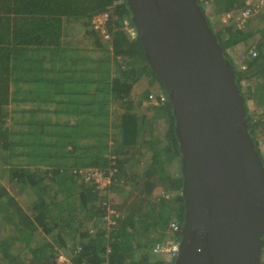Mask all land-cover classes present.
I'll use <instances>...</instances> for the list:
<instances>
[{"label": "trees", "instance_id": "trees-1", "mask_svg": "<svg viewBox=\"0 0 264 264\" xmlns=\"http://www.w3.org/2000/svg\"><path fill=\"white\" fill-rule=\"evenodd\" d=\"M198 2L208 20L206 2L215 8L216 19L217 13L243 9L241 0ZM103 14L109 15L105 33L93 25ZM131 17L126 0H0V47L6 41L27 46L33 58L50 57L53 62L49 69L25 66L21 72L14 67L16 80L19 74H30L25 81L36 86L28 84V94L12 100L11 85L3 80L5 72H12L0 64V95L6 94L0 96V161L6 166L1 177L8 173L9 184L3 186L0 177V264H61L59 247L65 248L66 240H73L70 231L78 232L87 222L96 230L79 232L81 240H88L79 244L80 250L67 251L70 263H174L153 248L180 240L184 222L175 118L141 40L125 29L126 23L134 28ZM258 17V23L264 22V14ZM220 26L217 30L211 25L235 69L249 131L264 160L257 142L264 135V112L248 107L253 100L264 109V29L259 32L251 21L245 30ZM6 62L9 59L2 56L0 63ZM143 82L148 89L134 96ZM154 85L157 90H151ZM14 93L18 97L22 91ZM154 97L157 104H148ZM9 106L22 109L10 111ZM155 121H164V127ZM145 155L149 161L141 171L135 159ZM112 167L118 171L110 189L100 190L82 177L87 168ZM16 188L18 194L27 192L26 209L11 193ZM110 191L123 199L121 203L111 206L106 196L99 197ZM108 209L115 212V225L106 228ZM171 223L180 226V233L171 231Z\"/></svg>", "mask_w": 264, "mask_h": 264}, {"label": "water", "instance_id": "water-1", "mask_svg": "<svg viewBox=\"0 0 264 264\" xmlns=\"http://www.w3.org/2000/svg\"><path fill=\"white\" fill-rule=\"evenodd\" d=\"M172 105L184 222L173 264H261L264 160L245 99L198 0H126Z\"/></svg>", "mask_w": 264, "mask_h": 264}, {"label": "crops", "instance_id": "crops-1", "mask_svg": "<svg viewBox=\"0 0 264 264\" xmlns=\"http://www.w3.org/2000/svg\"><path fill=\"white\" fill-rule=\"evenodd\" d=\"M209 5H210L209 11L206 12L209 15V22L211 23V25H213L215 27V29H217V30L218 29H221V26L220 25L223 24L222 23V18L225 15V13H223V14H218L217 13L218 17L216 19L213 16V12L216 13V10H215V8H212L211 7V5H212L211 3ZM262 14H264V10H263ZM210 16H211V18H210ZM13 18H17V16H15V14H14L13 15ZM259 19L260 18L257 16L256 18L252 19L251 22H253L254 24L256 23L258 25L257 28H258V30L260 32L261 30L264 29V22L258 23L259 22ZM217 23H219V27H218ZM24 31H21V35H24ZM11 35H13V31L11 32ZM18 35H20V34H18ZM257 37H259V36H257ZM65 42L66 43L67 42H70L69 37L65 39ZM8 45L9 44L6 41L2 45V47H0V59H2V56H3L5 59H9V62L8 63L7 62L6 63H0V64H2L5 69L9 67L8 69L11 70L12 73L11 74H7L5 72V79H3V80H5L8 84L11 85V91L9 93L10 100H12L14 98H18V99L21 98L22 99V98H24V95H27L28 94V92H27V94L25 93L28 90L26 87H28V84H30L27 81H29V79L32 76L30 74H27V75L25 74L23 76H22V74H19V77L20 78H18L16 80V76L14 74V71H15V68L14 67H17L19 69V71H21V72H22V68H24L25 66H35V68H36L39 65H43L44 67H46V69H49L50 67H52L53 62H52V60H47V59H50V57L49 58H42V57H40L41 61L38 60V57L37 56H35L33 58L34 55H32V52L30 51L29 47H27V46H23V45L16 46L14 44L9 45V46ZM21 78H22V83H20V79ZM25 80H27V81H25ZM31 84H32V82H31ZM31 84H30V86H32ZM245 84H246V82H243L242 83V85H245ZM33 85L34 86H32V87H35L36 86V84H33ZM139 87H135V89H134V96H136V97H139V94H141L140 92L139 93H136V89L139 90ZM142 88H144V87H142ZM243 88H244V86H243ZM25 89H27V90H25ZM29 89H31V87ZM15 91H17V92L22 91V93L21 94L19 93V96L16 97V94L17 93H14ZM2 95H6V94H1L0 96L2 97ZM250 101L253 102V100H250ZM17 108L18 109H22V106L21 107L9 106L10 111L13 110V109L15 110ZM258 111H260V110H258ZM261 111L264 112V110H261ZM257 140H259V139L257 138ZM259 148H261L262 151H264V148L262 146L261 147L259 146ZM87 169H90V168H87ZM9 190H11V189H9ZM18 191L19 190L16 188V189H13V191L11 190V193L13 194V197L22 205V207L24 209H26L27 206H30V199L28 197H26V200L24 202L19 201L18 199H19V195L21 193L18 194ZM113 195H115V194L114 193H111V191H110V193H106V194L104 193L103 195L99 194V197L100 198H103V197L106 196L109 199V201H110L109 204H111V206H112L113 202H115L114 204H117V205L119 203H121V201H122L121 197L118 194L115 195V196H113ZM22 196L23 197L27 196V192H25V193L22 192ZM101 206H103V204ZM107 212L104 211L103 221L105 222L106 228H109L108 223L105 221V218L108 215ZM86 230L89 231V233L91 234L96 229H95V226H94L93 223L87 222L86 225H84V227L81 228V230H79L78 232L70 231V232H72L71 238L73 240H66L67 246L65 248H60L59 247L58 257H60L61 255H64L69 260V257H68L69 256V253H67V251H75V249L80 250L79 247L81 248V246L79 244L80 243H83V242H86L88 240V238H87V240H81L80 235H79L80 234L79 232H84ZM3 238H4V235H3ZM46 241H50V240H46ZM20 246H21V244L20 243H17V245H16L15 248L18 249ZM57 261H59V258H57ZM61 264H64V263H61Z\"/></svg>", "mask_w": 264, "mask_h": 264}, {"label": "built area", "instance_id": "built-area-1", "mask_svg": "<svg viewBox=\"0 0 264 264\" xmlns=\"http://www.w3.org/2000/svg\"><path fill=\"white\" fill-rule=\"evenodd\" d=\"M243 2V9L237 10L234 12L227 13L222 18V23L225 25H232L234 28L238 30H245L248 27V22L252 19L256 18L260 14H262L264 10V0H241ZM205 7L207 9L210 8L209 3H205ZM109 20L108 14H103L98 17H95L93 20V25L95 26L96 30H101L103 33H105V26ZM125 29L130 32L132 36H135V30L134 28L130 27L129 24H125ZM109 36H106V39H108ZM246 66L242 65L241 69L246 70ZM256 119L254 123H256ZM261 122L263 124V134H264V117L261 119ZM260 147L262 146L264 148V137L262 140H259ZM264 154V151H263ZM112 162V165L116 164ZM117 168H110L107 171H102L95 168L85 169L82 172L83 179L87 182H93L95 183L100 190H106L110 189L112 186V181L114 178V175L117 173ZM109 210V209H108ZM113 216H115V212L113 210L108 211V215L105 218V221L108 223L109 226H114L115 221L113 220ZM171 231L175 234L180 233V226L177 223H171L170 225ZM170 240L163 244H156L153 248V252L155 254L159 255H165L169 261H175L179 246H180V240ZM261 260L264 263V252L262 253ZM59 262L64 264H72L68 260V258L64 255H61L59 257Z\"/></svg>", "mask_w": 264, "mask_h": 264}, {"label": "rangeland", "instance_id": "rangeland-1", "mask_svg": "<svg viewBox=\"0 0 264 264\" xmlns=\"http://www.w3.org/2000/svg\"><path fill=\"white\" fill-rule=\"evenodd\" d=\"M209 11V9H207V12ZM239 68H241L242 67V63L241 62H239ZM144 85V86H143ZM143 87L144 88H139V90L138 89H136V93H139V92H142L143 90H145L146 88L148 89V84H145L144 82H143ZM247 87H248V84L246 83L245 85H244V88L245 89H247ZM151 90H157V86H153L152 88H151ZM157 92V94H159L158 96H160L161 98H163V97H165L163 94H160L161 92H159V91H156ZM156 97H154V98H152V100H150L151 102L150 103H148V104H150V105H156L157 104V101H156V99H155ZM147 103L145 104V105H148ZM248 107H249V109H250V111H252V112H261V110H264L263 108H259L257 105H255V102L253 101H248ZM258 110H260V111H258ZM156 122V124H157V126H159V128L161 129V128H163L164 127V121H155ZM156 126V127H157ZM164 131H162V133H163ZM264 137V135H259L258 136V139L259 140H262V138ZM111 139V138H110ZM109 139V140H110ZM259 140H257V142L259 143ZM112 142L110 141V144H111ZM258 149H260V151H261V153H262V149L261 148H258ZM145 153H146V151H145ZM264 155V154H263ZM264 158V157H263ZM135 161H137V162H139L140 163V170L141 171H143L144 169H145V164H147L148 163V161H149V157L148 156H146L145 155V157L142 159V158H136L135 159ZM20 162H25L24 161V159H19L18 160V163H20ZM25 163H27V162H25ZM28 164V163H27ZM4 168H6V166L4 165V164H1V161H0V177H1V174H3V170H4ZM175 169H177V167L175 168ZM134 171H136V170H133V172ZM142 173V172H141ZM7 176H8V173H5L4 172V176L3 177H1V183L3 184V186H6V187H9V184L7 183ZM130 189V188H129ZM131 190V189H130ZM113 196H115V195H113ZM122 199V198H121ZM19 201H21V202H24L25 200H26V196L25 197H23L22 196V194H20L19 195V199H18ZM123 200V199H122ZM164 257H165V255H164ZM167 258V257H166Z\"/></svg>", "mask_w": 264, "mask_h": 264}, {"label": "clouds", "instance_id": "clouds-1", "mask_svg": "<svg viewBox=\"0 0 264 264\" xmlns=\"http://www.w3.org/2000/svg\"><path fill=\"white\" fill-rule=\"evenodd\" d=\"M205 11L207 12V8L205 7ZM263 252V251H262ZM261 262H262V260H261Z\"/></svg>", "mask_w": 264, "mask_h": 264}]
</instances>
